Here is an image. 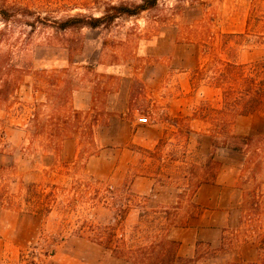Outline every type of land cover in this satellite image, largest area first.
Masks as SVG:
<instances>
[{"label":"rangeland","instance_id":"rangeland-1","mask_svg":"<svg viewBox=\"0 0 264 264\" xmlns=\"http://www.w3.org/2000/svg\"><path fill=\"white\" fill-rule=\"evenodd\" d=\"M0 3L18 14L11 22L0 16V57L23 70L6 75L16 83L0 102V189L13 198L0 203V264H144L92 237L107 239L114 228V244L149 249L172 227L198 222L205 212L190 199L208 177V160L233 164V154L253 157L242 167L243 205L221 246L200 242L194 257H182L251 264L236 252L255 244L256 264H264V142L248 155L216 146L221 90L208 79L192 83L197 68L210 76L220 60L248 68L264 62V0H159L108 25L67 29L60 23L70 17H98L109 5L141 0ZM36 113L45 124L40 134ZM241 129L264 137V121ZM138 175L155 180L150 194L130 190ZM32 183L55 191L50 212L25 203Z\"/></svg>","mask_w":264,"mask_h":264},{"label":"trees","instance_id":"trees-1","mask_svg":"<svg viewBox=\"0 0 264 264\" xmlns=\"http://www.w3.org/2000/svg\"><path fill=\"white\" fill-rule=\"evenodd\" d=\"M159 0H141L138 4H113L107 6L102 15L95 16H82L70 17L64 22L60 23V27L67 29L73 26H88L91 28H98L100 26L111 24L116 18L122 15L135 16L144 10L154 8L158 5ZM18 14L12 12L8 7L0 3V16L5 22H11L13 17ZM219 64L214 65V74L206 76L202 68H197L192 75V83L196 86L200 84L202 79H208L209 86L220 89L222 97V113L220 132H216L211 138L212 142H216V146H223L235 151L244 152L249 154L248 148L256 145L257 143L264 142V137H255L253 135L238 134L232 131L235 120L238 116H247L251 114L264 113V62H257L250 66L246 64H238L231 61H218ZM249 70V71H247ZM11 72V73H10ZM23 70L12 66L5 62L0 57V76L3 84L0 87V102L7 101L12 91L13 84L7 74L22 73ZM208 77V78H207ZM16 87V86H15ZM36 120L34 134H40L45 131V124L39 119L38 114L34 116ZM206 117V116H204ZM61 144L56 145L59 149ZM256 148H258L256 146ZM256 151V150H255ZM253 157H246V163H250ZM208 177L204 178L197 185L201 183L215 182L218 173L222 167V162L211 156L208 160ZM260 164L256 165L259 168ZM196 188V190H197ZM25 203L33 207L35 212L47 213L52 209V203L55 201V191L45 192L43 189H38L34 183L27 185ZM196 192V191H195ZM13 201L12 195L7 190L0 189V203L5 204ZM111 236L107 239L92 237L94 240L103 244L108 250H111L116 256L126 258L130 261L131 255L142 260V263L148 264H194L198 258H184L179 255L180 242L163 238L158 242H154L148 247L142 246L137 250L129 249L127 246H121L116 240L114 241L112 233L114 228H110ZM135 253V254H133ZM145 261V262H144ZM251 264H256L252 262Z\"/></svg>","mask_w":264,"mask_h":264},{"label":"crops","instance_id":"crops-1","mask_svg":"<svg viewBox=\"0 0 264 264\" xmlns=\"http://www.w3.org/2000/svg\"><path fill=\"white\" fill-rule=\"evenodd\" d=\"M75 103L77 104L76 100ZM124 103H127V101L124 100ZM120 111H125V108ZM255 121L262 122L264 121V117L257 114L238 116L235 120L234 128H236L237 133L250 135L252 133L251 131H244L241 128L244 124L245 126L252 127ZM161 137L162 132H158L156 141ZM66 143L67 141H65ZM142 144L150 146L146 140H143ZM68 146L70 147L69 144ZM237 155L233 154V157H235L233 164L222 161V167L215 182L201 183L196 192L192 194L191 202L195 203L205 212L195 218L198 222L194 224L190 223L188 227H172L168 231L167 237L169 239L180 242V256L194 257L197 253L198 243L200 242H206L212 247L221 246L223 241L222 231L233 221L234 212L239 210L243 205L245 197V189L240 181L242 179V167L246 164V156L239 160ZM93 165V160L90 158L88 160V167L92 171H94ZM154 181L150 176L138 175L132 181L130 190L134 193L148 195L154 190ZM262 186V193L264 194V184ZM168 201L165 200V203L167 202L166 204H168ZM236 254V258L238 257L237 260L257 262L259 258L258 246L255 244H246L238 249ZM220 258L222 260L228 259L227 253L222 254Z\"/></svg>","mask_w":264,"mask_h":264},{"label":"built area","instance_id":"built-area-1","mask_svg":"<svg viewBox=\"0 0 264 264\" xmlns=\"http://www.w3.org/2000/svg\"><path fill=\"white\" fill-rule=\"evenodd\" d=\"M140 122L141 123H147L148 122V118L147 117L140 118Z\"/></svg>","mask_w":264,"mask_h":264}]
</instances>
